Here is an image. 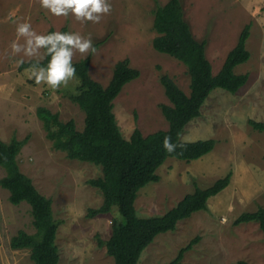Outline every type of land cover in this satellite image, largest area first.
<instances>
[{
  "label": "rangeland",
  "instance_id": "374dc122",
  "mask_svg": "<svg viewBox=\"0 0 264 264\" xmlns=\"http://www.w3.org/2000/svg\"><path fill=\"white\" fill-rule=\"evenodd\" d=\"M168 0H108L112 10L99 23H81L71 13L56 17L42 9L38 0H0V140L27 139L17 155L20 171L34 187L51 200L53 218L58 222L55 244L59 264H111L113 259L98 238L108 239L113 214L87 217L90 208L103 201L99 189L87 181L102 176L101 167L67 158L56 150L37 117L38 107L72 119L76 129L84 127V111L72 100L79 82L75 76L67 86L53 91L36 85L32 68L20 69L17 61L41 60L44 56L13 55L18 23L29 22L44 35L49 28L66 26L71 33L91 38L97 46L89 52V74L103 86L111 79L114 65L127 59L139 76L123 86L113 101L119 131L128 140L137 128L146 136L166 130L168 123L161 104H169L160 83L170 76L186 94L189 76L177 59L152 47L153 11ZM184 18L194 37L205 40V54L216 74L241 31L249 25L245 47L249 59L234 70L246 74L247 82L236 93L214 89L189 121L181 140H214L210 153L193 161L167 158L157 170L159 180L138 192L135 209L141 217L161 215L192 192L194 183L206 187L231 173L230 183L211 197L207 209L180 220L175 230L159 234L142 252L138 264H166L180 248L198 236L199 240L183 255L187 264H264V234L257 222L235 224L244 212L264 207V132L254 130L249 120L264 122V0H180ZM24 44V38L18 41ZM76 53L72 62L86 57ZM5 170L0 166V178ZM9 193L0 187V264H34L28 249H13L11 238L23 230L33 234L30 206L13 205Z\"/></svg>",
  "mask_w": 264,
  "mask_h": 264
},
{
  "label": "trees",
  "instance_id": "16d2710c",
  "mask_svg": "<svg viewBox=\"0 0 264 264\" xmlns=\"http://www.w3.org/2000/svg\"><path fill=\"white\" fill-rule=\"evenodd\" d=\"M153 14L152 27L156 33L152 40L153 49L183 63L189 76L187 94L170 76H160V83L169 101L168 105H160L168 123L166 130L143 136L135 128L128 140L121 135L113 113V101L124 85L139 76V71L130 67L127 59L114 65L106 86L91 78L88 70L90 54L72 62L79 82L70 99L84 111V127L81 131L76 129L72 119L63 122L57 113L45 107L36 110L46 136L56 150L65 152L69 159L101 167L102 176L89 179L87 183L101 191L103 201L98 208L88 209L87 217L113 214L110 236L106 240L98 238V244L104 246L106 253L113 259L111 264H138L142 252L156 236L175 230L180 220L206 210L208 200L229 185L230 172L206 187L194 183L192 192L184 195L175 206L161 215L141 217L135 209L139 190L159 180L157 170L167 158L193 161L211 152L215 144L212 139L181 140L184 127L200 115L201 107L214 89L234 94L245 85L248 78L246 74L235 73L234 69L249 59L250 54L245 47L249 25L241 31L220 70L213 74L205 54L206 41L194 37L184 18L180 0L157 4ZM58 31L69 32V29L62 26ZM52 32L57 31L49 28L44 35ZM50 59V56L44 55L41 60L23 62L19 68H32L34 65L47 67ZM249 124L254 130L264 132V122L249 120ZM166 137H170L171 143L177 146L175 151L168 152L164 148ZM26 141V138H11L8 142L0 140V166L5 170V175L0 178V187L8 191L11 204H29L35 229L33 234L18 231L11 238L10 246L13 249H28L34 264H59L55 244L58 222L53 218L51 200L34 187L32 180L20 171L17 162V155ZM249 222H257L264 234V207L254 212H244L234 221L235 224ZM198 240V236L192 238L166 264H187L183 262V255ZM237 264L250 263L239 260Z\"/></svg>",
  "mask_w": 264,
  "mask_h": 264
},
{
  "label": "clouds",
  "instance_id": "9594fccd",
  "mask_svg": "<svg viewBox=\"0 0 264 264\" xmlns=\"http://www.w3.org/2000/svg\"><path fill=\"white\" fill-rule=\"evenodd\" d=\"M42 9L56 17H67L70 13L81 23L91 21L99 23L102 16L109 14L112 6L108 0H38ZM17 41L24 38V44L13 41L11 44L12 54L23 53L26 57L40 56L41 49L46 50L44 55L50 56L47 67L33 66L30 78L36 85H45L56 91L62 85L75 77L76 69L72 64L74 55L78 52L87 55L95 53L91 38H84L78 33L52 32L47 35H39L29 22L18 23L16 27ZM43 59V57H41ZM24 61H17L22 64ZM177 146L171 143V138L166 137L164 148L168 152L175 151Z\"/></svg>",
  "mask_w": 264,
  "mask_h": 264
}]
</instances>
